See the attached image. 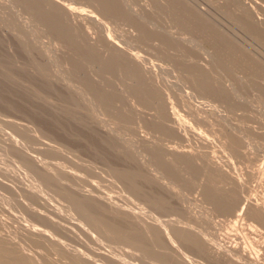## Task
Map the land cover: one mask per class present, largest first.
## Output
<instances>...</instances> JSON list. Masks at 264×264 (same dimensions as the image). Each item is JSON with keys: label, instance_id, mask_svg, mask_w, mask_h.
Instances as JSON below:
<instances>
[{"label": "rangeland", "instance_id": "rangeland-1", "mask_svg": "<svg viewBox=\"0 0 264 264\" xmlns=\"http://www.w3.org/2000/svg\"><path fill=\"white\" fill-rule=\"evenodd\" d=\"M59 1L58 21L0 0V264H236L193 233L264 264V223L239 216L264 203V0ZM82 193L137 219L83 213ZM146 222L186 233L182 253Z\"/></svg>", "mask_w": 264, "mask_h": 264}, {"label": "bare ground", "instance_id": "bare-ground-1", "mask_svg": "<svg viewBox=\"0 0 264 264\" xmlns=\"http://www.w3.org/2000/svg\"><path fill=\"white\" fill-rule=\"evenodd\" d=\"M67 1V0H66ZM189 1V0H188ZM33 2H37L40 5H45L46 7H49L50 10L54 11L55 13V18L56 20L58 19L59 15H60V12L61 11H65V12H68V14L70 16H72L73 12L67 8L66 6H64L59 0H33ZM107 2V1H106ZM72 4V3H71ZM70 5V4H69ZM95 5V3H94ZM262 5V4H261ZM71 7V6H70ZM19 8V7H18ZM76 8V7H74ZM100 8V7H99ZM71 9H73L71 7ZM78 10V9H77ZM99 10V9H98ZM199 12V11H198ZM259 12V11H258ZM34 14V13H32ZM64 14V13H63ZM67 14V15H68ZM77 14V13H76ZM80 14V13H79ZM78 14V16H79ZM75 15V14H74ZM73 15V16H74ZM200 15V14H199ZM204 15V14H203ZM259 15V14H258ZM86 16V15H85ZM261 16V15H260ZM48 17V16H47ZM64 17V16H63ZM50 18V17H49ZM69 18V16H68ZM71 18V17H70ZM69 18V20H70ZM73 18V17H72ZM77 18V17H76ZM79 18V17H78ZM258 19V18H257ZM49 20V19H48ZM53 20V19H52ZM68 20V19H67ZM76 20V19H75ZM79 20V19H78ZM77 20V21H78ZM259 20V19H258ZM59 21V19H58ZM64 21V20H63ZM62 21V22H63ZM81 21V20H80ZM68 22V21H67ZM72 22V21H71ZM70 22V23H71ZM75 22V21H74ZM86 22V21H85ZM39 24V23H37ZM87 24V22H86ZM73 25V23H72ZM76 25V24H75ZM68 26V25H67ZM87 26V25H86ZM79 28V26H77ZM76 27V28H77ZM60 28V27H59ZM77 28V29H78ZM83 28V27H82ZM88 28V27H87ZM72 29V27H71ZM81 29V28H80ZM78 29V30H80ZM89 29V28H88ZM91 30V28H90ZM89 30V32H90ZM74 31V30H73ZM83 31V29H82ZM109 31V30H108ZM77 32V31H76ZM80 32V31H79ZM75 33V31H74ZM81 34V33H80ZM87 34H88V31H87ZM77 35V34H76ZM94 35V34H92ZM106 35H108L106 33ZM95 36V35H94ZM73 37V36H72ZM112 38V37H111ZM79 39V38H78ZM79 41V40H78ZM50 42V41H49ZM83 42V41H82ZM108 43L109 45L111 46V48H113L115 51H120L121 50V47L116 44L113 40L109 39L108 40ZM123 46V45H122ZM99 48V47H98ZM102 48V47H101ZM50 51V50H49ZM111 51V50H110ZM117 54V52H116ZM118 56V55H117ZM122 56V55H121ZM106 60V59H105ZM86 63V62H85ZM146 67V66H145ZM151 70V69H150ZM150 77V76H149ZM137 83V82H136ZM84 89V88H83ZM92 94V93H90ZM94 94V93H93ZM88 96V95H87ZM88 99L90 101H92V95L91 97L88 96ZM157 117V116H156ZM178 124V126H182L180 124V122H176ZM141 129V128H140ZM152 144V143H151ZM159 144V143H158ZM154 145V144H153ZM15 148L17 150H21V146L19 143H17L15 145ZM152 154V153H151ZM175 154H182V153H179V152H175V153H172L171 155H175ZM197 154V153H196ZM150 155V154H149ZM190 157V156H189ZM181 159V158H180ZM168 161V160H167ZM39 162V161H38ZM37 161H35V164L36 166L40 169V170H43V167H41L40 165L42 163H38ZM197 162H199L197 160ZM209 163V162H208ZM216 166V165H215ZM47 167V166H46ZM155 173H152L150 176L153 177L154 179L159 175H160V179L162 178H165V179H168L166 176H164L163 174H161V172H159V170L157 169H154ZM221 171V170H220ZM264 171V170H263ZM222 172V171H221ZM41 173V172H40ZM45 173V172H44ZM159 174V175H158ZM208 174V173H207ZM211 174V173H210ZM41 175V174H40ZM51 175V174H50ZM215 175V174H214ZM223 175V174H222ZM49 176V175H48ZM52 176V175H51ZM219 176V175H218ZM44 177V176H43ZM53 177V176H52ZM208 177V176H207ZM164 179V180H165ZM156 180H159L158 178H156ZM161 181V180H160ZM150 182V181H149ZM155 182V181H154ZM159 182V181H158ZM166 182V181H165ZM165 182H162V183H165ZM181 182V181H180ZM170 183V181H169ZM167 184V185H175V184ZM173 183V182H172ZM204 183V182H203ZM158 184V183H156ZM52 185V184H51ZM166 185V184H165ZM166 185L165 188H167L168 186ZM42 186V185H41ZM40 185H34L32 188L34 189H37L39 191V193H43V189L41 188ZM158 186L160 187H163L164 184H158ZM209 186V185H208ZM31 187V186H30ZM74 188V187H73ZM207 188V187H206ZM206 188H205V192H206ZM150 189L152 190L153 188L150 186ZM65 190H67V192L72 195L74 194L72 189L70 188H65ZM173 190V189H172ZM90 191V190H89ZM217 191V190H216ZM30 192V191H29ZM93 192V191H92ZM169 192V195H173L174 193L170 192L169 190L167 191ZM77 193V192H76ZM158 193V191L156 192ZM171 193V194H170ZM214 193V192H213ZM53 194V193H52ZM217 197H215L216 199V203L218 204H223V191L219 192L216 194L214 193ZM202 195V194H201ZM205 195V194H204ZM73 196V195H72ZM174 196V195H173ZM172 198V197H170ZM74 201L76 204H78L79 208L83 211V213L87 212V211H94V212H98L104 216H108L112 219H114L116 222H128L129 221H132L133 220H136L137 217L135 214L137 213H131V212H127L125 210H123L121 208V206H117V205H113L111 204L110 202H107L106 200L100 198V197H97V196H94V195H91V194H87V193H82V195L80 197H75L74 198ZM225 201H227L225 199ZM112 202V201H111ZM113 203V202H112ZM228 204V203H227ZM240 204V203H239ZM124 208V207H123ZM70 210V209H69ZM131 210V209H129ZM196 210V208H195ZM241 212L239 214V216H241L244 212L245 213H248L252 216H255L256 218L260 219L263 223H264V203H259L258 201H253V202H248L247 203H244L243 206H241ZM197 211V210H196ZM195 212V211H194ZM148 214V213H146ZM244 215V214H243ZM69 216V215H68ZM72 216V215H71ZM196 216V215H195ZM238 216V217H239ZM151 217V216H150ZM145 218V217H144ZM101 219V218H100ZM102 220V219H101ZM154 220H156L154 218ZM143 221V220H142ZM157 222V220H156ZM159 222V221H158ZM262 223V224H263ZM127 224V223H126ZM133 225V224H132ZM141 225V223H140ZM136 227H139V226H136ZM175 227V226H174ZM174 227H168V226H162V225H158L157 223H154V222H146L145 223V230H146V233L150 236H154L155 232H158L159 236L163 237L166 241V244H167V248L170 250V253L173 257H177L179 256L182 252L179 250L178 246H179V243L181 245V242H183V240H185L188 235L186 233H183L177 229H175ZM143 228V227H142ZM29 230V234L34 237L35 239H44L46 241H48L49 243H54V239L52 238L51 235L49 234H46L45 231H43L42 229L38 228V227H32V229H28ZM129 230V229H128ZM135 230V229H134ZM140 230V229H139ZM136 231H137V228H136ZM141 231V230H140ZM143 231V230H142ZM188 231V230H187ZM135 232V231H134ZM138 232V231H137ZM144 232V231H143ZM189 232V231H188ZM196 232V231H195ZM108 233V232H107ZM191 233V232H190ZM127 234V233H126ZM134 234V233H133ZM137 234V233H135ZM139 234V233H138ZM157 234V233H156ZM189 234V233H188ZM202 234V233H201ZM137 236V235H136ZM142 236V235H141ZM201 235L200 234H197V233H193L190 237H191V242L195 245V246H207L208 248H210L212 251H213V254L215 253V255L219 258V257H222L223 259V255L225 257H229V258H232L234 260H236V264H260V256L259 254H257L256 252H253V251H249L246 249V247H242L240 246L239 244H223V240L221 242H219L217 244V246L215 247H211L209 244L205 243V241L200 237ZM139 237V236H137ZM143 237V236H142ZM55 238V237H54ZM149 238V237H148ZM56 239V238H55ZM137 239V238H136ZM159 239V238H158ZM154 241V240H153ZM190 242V241H189ZM57 243V241H56ZM160 243V242H159ZM59 244V243H58ZM165 244V245H166ZM188 244V243H187ZM56 245V244H55ZM61 245V244H60ZM178 245V246H177ZM190 245V244H189ZM63 246V245H62ZM158 246V245H157ZM58 247V246H57ZM264 247V246H263ZM62 248V247H60ZM158 248L161 250L160 252L163 253V254H166L167 252L165 251H162V248H164L162 245L161 246H158ZM181 248V247H180ZM200 248V247H199ZM205 248V247H204ZM71 250V249H70ZM207 250V248H206ZM74 252V250H72ZM79 251V250H78ZM77 251V252H78ZM208 252V251H207ZM22 253V252H21ZM75 253V252H74ZM212 253V252H211ZM23 254V253H22ZM77 257H78V260L80 261L81 264H103V260H98V261H93V259H91L90 257H83L82 253L79 251L78 253H76ZM210 254V253H209ZM21 256V254H19ZM101 256V255H100ZM105 257H108L107 254L103 255ZM215 256V257H216ZM76 257V258H77ZM32 259H34L33 257H31ZM224 260V259H223ZM228 260V259H226ZM34 261V260H33ZM32 261V262H33ZM230 262V261H229ZM235 262V261H234ZM187 263V262H186ZM188 263H191L190 261H188ZM192 264V263H191Z\"/></svg>", "mask_w": 264, "mask_h": 264}]
</instances>
